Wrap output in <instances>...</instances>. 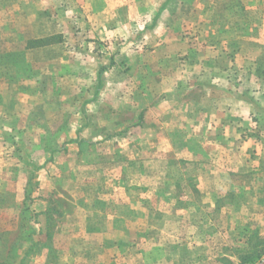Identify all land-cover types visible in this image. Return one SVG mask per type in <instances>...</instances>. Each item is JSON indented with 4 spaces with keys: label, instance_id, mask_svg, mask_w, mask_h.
<instances>
[{
    "label": "rangeland",
    "instance_id": "rangeland-1",
    "mask_svg": "<svg viewBox=\"0 0 264 264\" xmlns=\"http://www.w3.org/2000/svg\"><path fill=\"white\" fill-rule=\"evenodd\" d=\"M261 246L264 0H0V264Z\"/></svg>",
    "mask_w": 264,
    "mask_h": 264
},
{
    "label": "crops",
    "instance_id": "crops-1",
    "mask_svg": "<svg viewBox=\"0 0 264 264\" xmlns=\"http://www.w3.org/2000/svg\"><path fill=\"white\" fill-rule=\"evenodd\" d=\"M114 219V218H113ZM115 222L111 221V223H108L107 221L101 225V224H95V228H99L98 230L93 233V243L95 244V248L98 249V247H104V248H110L111 241L116 240L117 238L114 237L118 234L117 224H114ZM108 224L110 225L108 227ZM94 248V249H95Z\"/></svg>",
    "mask_w": 264,
    "mask_h": 264
},
{
    "label": "trees",
    "instance_id": "trees-1",
    "mask_svg": "<svg viewBox=\"0 0 264 264\" xmlns=\"http://www.w3.org/2000/svg\"><path fill=\"white\" fill-rule=\"evenodd\" d=\"M264 252V247L262 248V246L260 248L257 249L256 253L259 255V254H262ZM250 264H252L253 261H251V259L249 260Z\"/></svg>",
    "mask_w": 264,
    "mask_h": 264
}]
</instances>
